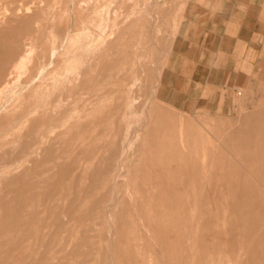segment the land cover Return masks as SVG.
Instances as JSON below:
<instances>
[{
    "label": "rangeland",
    "instance_id": "1",
    "mask_svg": "<svg viewBox=\"0 0 264 264\" xmlns=\"http://www.w3.org/2000/svg\"><path fill=\"white\" fill-rule=\"evenodd\" d=\"M247 1L0 0V264H264Z\"/></svg>",
    "mask_w": 264,
    "mask_h": 264
},
{
    "label": "crops",
    "instance_id": "2",
    "mask_svg": "<svg viewBox=\"0 0 264 264\" xmlns=\"http://www.w3.org/2000/svg\"><path fill=\"white\" fill-rule=\"evenodd\" d=\"M223 0H217V6L215 7V18H223L222 13L224 14V16L228 13L229 16H227L225 18H223V21L221 22V24H225V26L230 29V33L233 35H237L239 34V37L237 38L239 40L240 43H242L244 41V37H241L242 34H247V30H248V11L251 10V8H249L248 6V1L247 0H239L238 2H236L234 5H231L229 10H227V5L224 4L222 2ZM254 1V0H251ZM263 2L264 0H259V10L260 12L263 13ZM253 9V8H252ZM264 18V16H263ZM214 25L216 26V23H214ZM264 33V31H263ZM236 40V39H235ZM218 52H225L221 47H219V49L217 50ZM227 52V51H226ZM225 52V53H226ZM229 54V53H227ZM230 55V54H229Z\"/></svg>",
    "mask_w": 264,
    "mask_h": 264
},
{
    "label": "bare ground",
    "instance_id": "3",
    "mask_svg": "<svg viewBox=\"0 0 264 264\" xmlns=\"http://www.w3.org/2000/svg\"><path fill=\"white\" fill-rule=\"evenodd\" d=\"M55 52V51H54ZM41 73V72H40Z\"/></svg>",
    "mask_w": 264,
    "mask_h": 264
}]
</instances>
